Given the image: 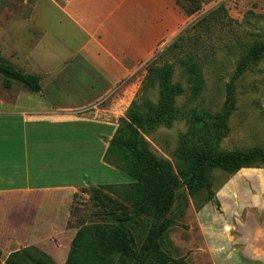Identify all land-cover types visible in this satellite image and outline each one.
<instances>
[{"label":"rangeland","instance_id":"374dc122","mask_svg":"<svg viewBox=\"0 0 264 264\" xmlns=\"http://www.w3.org/2000/svg\"><path fill=\"white\" fill-rule=\"evenodd\" d=\"M199 2L197 11L181 0L177 6L178 14L167 13L165 38L155 48L149 61L144 65L139 64L135 77L129 80L130 89L118 93L116 103L113 102L115 95L111 93L103 97L99 104L86 106L80 112L87 114L95 112L96 108L112 109L110 114L117 118L112 129L116 130L119 119L125 118L131 103L137 100L147 66L157 59V64L173 65V82L179 83L185 90L184 95L176 101L177 108L183 113L182 118L169 128L159 127L142 137L149 152L156 159L168 162L178 180L179 170L183 168V153L178 152L180 138L190 131L196 117H209L222 111L226 86L237 62L254 43L264 42V0ZM54 4L53 0H0V48L10 46L5 51L6 58L23 74L27 73L25 64H22L19 52L12 54V47L14 44L20 45L24 34L36 33L39 41L45 31V44L51 40L59 47L61 42L63 44L62 26L67 25V21ZM213 12L216 13V21L203 24V20ZM39 29L43 31L40 33ZM5 34H11L12 39H16L15 43L13 40L6 41ZM179 37L184 39V47L176 55H170L167 50ZM72 45L69 41L66 46L73 48ZM187 53L202 68L204 88L196 101L190 100L189 86L179 67V60L184 59ZM0 57L7 62L1 53ZM31 58L33 70L42 75L46 71V63L40 62L37 54ZM42 80V91L34 95L18 84L12 85L11 93L5 91L0 77V98L11 99V94L17 93L35 98L38 106L49 104V79L43 75ZM148 97L152 103H156L158 98L156 91L148 94ZM55 102L58 103V99ZM228 128L229 134L221 142L220 151L264 148V57L236 83L235 106L228 120ZM109 142L107 146H102V169L93 172L96 186L88 181L85 188L77 191L66 223H49V239L45 240L49 254H44L55 264H65L68 260L72 234L75 236L83 228L87 239L91 240L94 226L116 224V218L120 216L119 212L114 215L115 218L102 219L97 216L102 207L93 202L91 194L85 190L100 189L110 199L126 206L124 212L131 218L123 225L133 233L138 246L151 226L146 216L133 217L135 205L129 200L133 181L120 168L118 158L110 157L104 161ZM210 175L207 189L193 195L182 189L177 194L174 208L168 216L171 226L158 240L160 251L176 264H264V168L243 169L233 175L214 171ZM87 178L92 176L88 174ZM1 258L0 264H5ZM147 264L156 263L148 261Z\"/></svg>","mask_w":264,"mask_h":264},{"label":"crops","instance_id":"0c3cea01","mask_svg":"<svg viewBox=\"0 0 264 264\" xmlns=\"http://www.w3.org/2000/svg\"><path fill=\"white\" fill-rule=\"evenodd\" d=\"M53 1L67 21L61 47L52 40L45 44L41 29L39 41L36 33H27L12 47L13 55H21L27 75L38 76L40 86L43 75L49 79V104L38 106L35 98L17 93L0 98L2 263L28 247L49 254V223H66L77 191L88 181L96 186L93 172L102 169V146L115 132L117 118L110 114L112 109L80 112L111 93L116 103V95L130 89L139 64L147 63L165 38L167 13L178 14L181 0ZM5 39L13 40L11 34ZM69 41L73 48H67ZM8 47L0 53L11 65ZM36 54L46 63L42 75L31 65Z\"/></svg>","mask_w":264,"mask_h":264},{"label":"trees","instance_id":"16d2710c","mask_svg":"<svg viewBox=\"0 0 264 264\" xmlns=\"http://www.w3.org/2000/svg\"><path fill=\"white\" fill-rule=\"evenodd\" d=\"M191 9L200 8L199 0H184ZM213 12L204 23L216 21ZM201 24V25H203ZM184 39L177 38L167 50L176 55L184 47ZM264 57V42L254 43L236 64L235 71L226 86L225 103L221 112L213 116H198L190 131L180 138L178 152H182L183 168L179 170L180 180L174 177L168 162L156 159L146 147L143 135L159 127L169 128L182 118V111L176 101L185 90L174 83V67L171 64H157L154 60L146 68V75L138 93L126 112L119 119L118 127L109 142L104 161L117 157L120 168L133 181L129 200L135 205L134 216L144 215L151 221L145 238L138 246L133 233L123 224L131 217L125 214L126 206L110 199L100 189L85 190L90 199L102 207L97 216L102 219L114 217L116 224H100L93 227L92 239H87L81 228L71 242L65 264H176L160 251L158 240L171 226L168 216L174 208L177 194L182 190L193 195L210 186V174L214 171L229 175L243 169L264 168V148L222 152L221 142L228 136V120L235 106V86L241 77ZM181 75L189 86V97L196 101L204 88L202 68L187 53L179 60ZM2 87L10 90L18 84L31 94L41 92L40 79L35 75L23 74L0 57ZM156 91V103L148 94ZM111 154V155H110ZM104 189V188H103ZM110 190V188H106ZM75 197V196H74ZM115 218V217H114ZM5 264H55L47 255L35 247L15 252Z\"/></svg>","mask_w":264,"mask_h":264}]
</instances>
